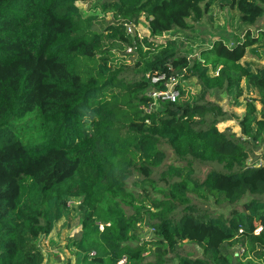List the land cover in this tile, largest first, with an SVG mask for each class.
I'll list each match as a JSON object with an SVG mask.
<instances>
[{"label":"trees","instance_id":"16d2710c","mask_svg":"<svg viewBox=\"0 0 264 264\" xmlns=\"http://www.w3.org/2000/svg\"><path fill=\"white\" fill-rule=\"evenodd\" d=\"M88 1L114 21L97 27L81 12ZM214 3L247 26L264 16V0H0V264H43L39 239L72 198L80 264H264V163L250 161L264 145V66L242 62L261 34L247 28L232 46L216 39L191 59L171 41L128 31L143 15L151 37L189 29ZM115 45L135 47L136 76L112 62ZM190 77L197 100L152 105L153 91ZM243 81L262 109L247 102L237 135L218 128L232 115L204 97L230 88L239 97ZM162 143L179 164H165ZM196 164L210 170L201 175ZM211 197L232 208L198 203ZM187 242L201 255L183 253Z\"/></svg>","mask_w":264,"mask_h":264},{"label":"rangeland","instance_id":"374dc122","mask_svg":"<svg viewBox=\"0 0 264 264\" xmlns=\"http://www.w3.org/2000/svg\"><path fill=\"white\" fill-rule=\"evenodd\" d=\"M79 6L84 15L97 17L95 20L97 27H103V24L114 21L111 13L103 11L101 1L81 2ZM247 28L255 36H260L261 34V40L248 47L242 59L243 63H247L252 69H255L264 66V16L254 25L247 26V24H243L240 21L239 13L235 8L222 7L219 3H214L205 12L203 18L196 22L193 27L189 29L174 28L158 37L150 36L149 22L144 15L140 17L136 25L128 24V31L132 35H137L139 38L148 37L156 43L171 41L176 45L179 54L187 55L191 59H196L202 48L210 46L214 40L219 38L224 39L232 46L236 41L242 40ZM111 49L113 53L112 62L115 65L121 63L125 65V75L127 77L136 76L135 71H137V68L135 62L138 59V55L135 52V47L115 45ZM210 73H214V70L210 71ZM169 84L178 93L177 102H192L201 95L196 77L188 79L176 78L170 80ZM242 87L243 93L239 97H236L234 88L218 93L210 92L205 95L204 98L207 101L217 103L224 111L232 115L231 119H224L218 123L217 126L220 130L229 127L237 135H241L239 121L245 114L247 102L256 99L254 103L257 112L262 109V102L259 100L257 91L249 88L244 81L242 82ZM157 104L158 102L154 103V106L156 107ZM160 148L167 154L165 164H179L174 151L167 143H162ZM262 157H264V145L254 150L250 161L264 163V160H261ZM196 168L201 175L210 170V166L204 164H196ZM130 185L131 183H129ZM150 194L155 195L152 190H150ZM198 203L203 208L220 214H226L232 208V205L230 206L229 204H216L212 197L202 202L198 200ZM69 205L70 210L55 224L51 233L39 239V244L45 255L43 264H80L82 253L77 252L74 245V240L79 236L81 230L80 199L72 198ZM235 207L241 208L239 204ZM140 227L141 237L149 240L152 237L153 230L146 224H141ZM231 251L238 255L243 251V248L236 246L231 248ZM182 252L191 256H200L202 251L196 244L187 242L183 245Z\"/></svg>","mask_w":264,"mask_h":264},{"label":"built area","instance_id":"2783aa9c","mask_svg":"<svg viewBox=\"0 0 264 264\" xmlns=\"http://www.w3.org/2000/svg\"><path fill=\"white\" fill-rule=\"evenodd\" d=\"M163 78H164V76L153 75L151 79H152V82H157L158 80L163 79ZM174 79L175 78H171L170 80H174ZM170 80H168L166 82V86L168 87L166 90H164V91H153L151 93V97L154 98V102L152 103V105L154 103H156V101L158 99L176 101L178 93L176 91H174L175 89L170 87V85H171V84H169ZM152 105L150 106L149 110L151 109Z\"/></svg>","mask_w":264,"mask_h":264}]
</instances>
